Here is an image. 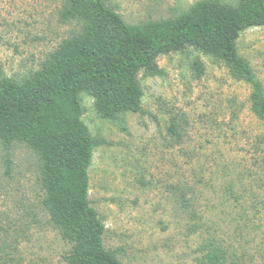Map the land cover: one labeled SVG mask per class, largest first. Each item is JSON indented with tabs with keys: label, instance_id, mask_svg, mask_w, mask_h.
<instances>
[{
	"label": "rangeland",
	"instance_id": "obj_1",
	"mask_svg": "<svg viewBox=\"0 0 264 264\" xmlns=\"http://www.w3.org/2000/svg\"><path fill=\"white\" fill-rule=\"evenodd\" d=\"M198 1L105 0L129 25L174 18ZM62 3L0 0V79L22 82L76 31L61 21ZM237 48L264 86V27L244 31ZM155 63L157 75H137L141 113L105 120L79 96L82 120L101 142L88 200L104 225V249L122 264H209L213 247L224 252L220 264H264V123L251 111L249 85L192 46ZM43 196L37 157L0 143V264H65L71 245Z\"/></svg>",
	"mask_w": 264,
	"mask_h": 264
},
{
	"label": "trees",
	"instance_id": "obj_2",
	"mask_svg": "<svg viewBox=\"0 0 264 264\" xmlns=\"http://www.w3.org/2000/svg\"><path fill=\"white\" fill-rule=\"evenodd\" d=\"M60 19L77 29L39 69L22 82L0 79V143L7 152L23 144L40 162L42 208L71 245L65 264H122L104 249V225L88 200V169L101 142L82 120L79 96L91 97L105 120L141 113L137 75H157L159 56L192 46L249 85L251 111L264 123V86L237 48L244 31L264 27V0H238L234 7L201 0L174 18L142 25L126 24L105 0H63ZM206 260L220 264L224 252L213 247Z\"/></svg>",
	"mask_w": 264,
	"mask_h": 264
}]
</instances>
